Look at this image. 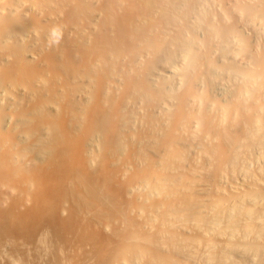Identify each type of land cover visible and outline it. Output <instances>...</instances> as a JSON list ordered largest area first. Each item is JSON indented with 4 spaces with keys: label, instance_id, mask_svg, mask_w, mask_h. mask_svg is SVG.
Instances as JSON below:
<instances>
[{
    "label": "bare ground",
    "instance_id": "obj_1",
    "mask_svg": "<svg viewBox=\"0 0 264 264\" xmlns=\"http://www.w3.org/2000/svg\"><path fill=\"white\" fill-rule=\"evenodd\" d=\"M0 264H264V0H0Z\"/></svg>",
    "mask_w": 264,
    "mask_h": 264
}]
</instances>
